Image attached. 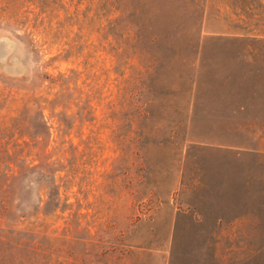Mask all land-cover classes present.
Instances as JSON below:
<instances>
[{
    "label": "rangeland",
    "instance_id": "1",
    "mask_svg": "<svg viewBox=\"0 0 264 264\" xmlns=\"http://www.w3.org/2000/svg\"><path fill=\"white\" fill-rule=\"evenodd\" d=\"M0 42L47 264H264V0H0Z\"/></svg>",
    "mask_w": 264,
    "mask_h": 264
},
{
    "label": "trees",
    "instance_id": "2",
    "mask_svg": "<svg viewBox=\"0 0 264 264\" xmlns=\"http://www.w3.org/2000/svg\"><path fill=\"white\" fill-rule=\"evenodd\" d=\"M4 143L0 141V148ZM44 165L38 159L32 163L22 155L0 153V264H47L43 236L24 225L31 215L28 194L33 183H42ZM40 201L36 195L35 205L30 206L35 218Z\"/></svg>",
    "mask_w": 264,
    "mask_h": 264
},
{
    "label": "water",
    "instance_id": "3",
    "mask_svg": "<svg viewBox=\"0 0 264 264\" xmlns=\"http://www.w3.org/2000/svg\"><path fill=\"white\" fill-rule=\"evenodd\" d=\"M2 46H3V43H2V42H0V48H1ZM1 51H2L1 53H4V51H5V50H4V49H2Z\"/></svg>",
    "mask_w": 264,
    "mask_h": 264
}]
</instances>
